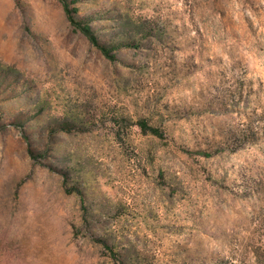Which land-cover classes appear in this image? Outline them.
<instances>
[{
  "label": "rangeland",
  "instance_id": "rangeland-1",
  "mask_svg": "<svg viewBox=\"0 0 264 264\" xmlns=\"http://www.w3.org/2000/svg\"><path fill=\"white\" fill-rule=\"evenodd\" d=\"M69 1L109 55L0 0V264H264V0Z\"/></svg>",
  "mask_w": 264,
  "mask_h": 264
},
{
  "label": "trees",
  "instance_id": "trees-1",
  "mask_svg": "<svg viewBox=\"0 0 264 264\" xmlns=\"http://www.w3.org/2000/svg\"><path fill=\"white\" fill-rule=\"evenodd\" d=\"M63 4V7L68 15V18L71 22H73L74 24H78L80 26V28L85 32L87 33L88 35H90V37L96 42V44H98L101 49L104 51L105 54L109 55L110 53V49H112L111 47L112 46H106V45H102L100 43H98L97 40H95L93 38V34L92 32L90 31V29L85 25L83 24L82 22H78L77 20L74 19V16H73V12H72V7H70V1L69 0H60ZM139 124H140V127L141 129L146 132V131H149L150 133L156 135V136H160L161 135V132L159 131V129L157 127H154V126H149L144 120H140L139 121Z\"/></svg>",
  "mask_w": 264,
  "mask_h": 264
}]
</instances>
